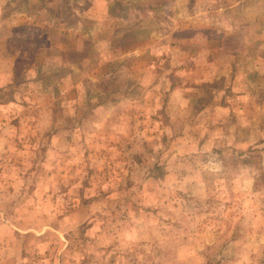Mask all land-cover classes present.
I'll use <instances>...</instances> for the list:
<instances>
[{
	"label": "rangeland",
	"instance_id": "374dc122",
	"mask_svg": "<svg viewBox=\"0 0 264 264\" xmlns=\"http://www.w3.org/2000/svg\"><path fill=\"white\" fill-rule=\"evenodd\" d=\"M0 264H264V0H0Z\"/></svg>",
	"mask_w": 264,
	"mask_h": 264
}]
</instances>
